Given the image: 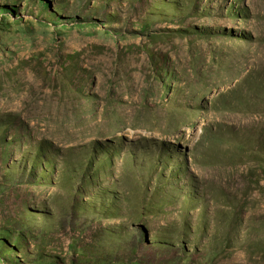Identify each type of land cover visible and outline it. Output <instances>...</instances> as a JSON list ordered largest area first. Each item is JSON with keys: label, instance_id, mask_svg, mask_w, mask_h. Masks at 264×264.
Instances as JSON below:
<instances>
[{"label": "rangeland", "instance_id": "rangeland-1", "mask_svg": "<svg viewBox=\"0 0 264 264\" xmlns=\"http://www.w3.org/2000/svg\"><path fill=\"white\" fill-rule=\"evenodd\" d=\"M12 2L0 264H264V0Z\"/></svg>", "mask_w": 264, "mask_h": 264}, {"label": "trees", "instance_id": "trees-1", "mask_svg": "<svg viewBox=\"0 0 264 264\" xmlns=\"http://www.w3.org/2000/svg\"><path fill=\"white\" fill-rule=\"evenodd\" d=\"M19 1V0H18ZM43 7H47L50 4V0H41ZM18 6L16 4V2H12V4H2L0 5V23H4L5 22V18L7 13H12L17 15L18 14ZM53 15V14H52ZM61 14H56L57 18H63V16H60ZM61 20V19H60ZM75 23H79L78 22V18H74ZM68 22H65L64 25H67Z\"/></svg>", "mask_w": 264, "mask_h": 264}]
</instances>
